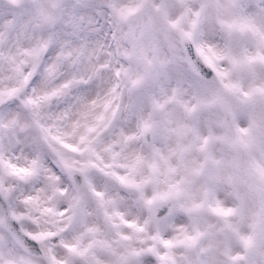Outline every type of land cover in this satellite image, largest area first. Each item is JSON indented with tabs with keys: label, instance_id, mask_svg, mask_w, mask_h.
Instances as JSON below:
<instances>
[{
	"label": "snow or ice",
	"instance_id": "6c2138e0",
	"mask_svg": "<svg viewBox=\"0 0 264 264\" xmlns=\"http://www.w3.org/2000/svg\"><path fill=\"white\" fill-rule=\"evenodd\" d=\"M0 264H264V0H0Z\"/></svg>",
	"mask_w": 264,
	"mask_h": 264
}]
</instances>
